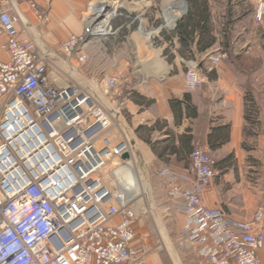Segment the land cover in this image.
Wrapping results in <instances>:
<instances>
[{"label": "built area", "instance_id": "2783aa9c", "mask_svg": "<svg viewBox=\"0 0 264 264\" xmlns=\"http://www.w3.org/2000/svg\"><path fill=\"white\" fill-rule=\"evenodd\" d=\"M25 2L39 23L51 22L45 7ZM263 17L264 2L257 21ZM21 21L13 0H0V37L6 36L9 53L0 60V264H149L151 247L136 243V224L152 206L142 204V196L146 202L152 196L139 192L136 147L123 104L134 78L122 70L106 75L107 103L75 79L89 62L88 42L115 33L111 18L102 19L99 32L85 17L84 31L58 49L34 34L23 37ZM208 58L218 66L227 52ZM183 61L186 87H201L199 63ZM189 159L181 169L164 164L157 171L169 209L184 217L181 240L200 264H263L258 254L264 247V206L246 221L207 205L204 191L216 175L215 152L193 141ZM130 162L136 187L127 176ZM159 231L165 243L163 221Z\"/></svg>", "mask_w": 264, "mask_h": 264}, {"label": "crops", "instance_id": "0c3cea01", "mask_svg": "<svg viewBox=\"0 0 264 264\" xmlns=\"http://www.w3.org/2000/svg\"><path fill=\"white\" fill-rule=\"evenodd\" d=\"M35 1L47 7L48 0ZM181 1L173 0L167 7L170 25L188 12L189 4L185 9ZM260 1L263 0H200L207 21L197 18L189 44L176 26H160L154 30L159 46L152 45L151 32L142 35L145 47H140L141 31L128 19H117L110 40L103 38L105 75L122 70L134 78L133 86L123 95L124 116L135 147L141 149L143 163L148 168L168 164L181 169L190 163L193 141L210 146L215 152L216 175L206 186L204 200L224 210L227 216L246 221L264 206V19L260 23L256 20ZM13 2L21 15L23 37H38L34 30L38 24L43 43L58 49L70 35L82 32L68 25H43L33 20V10L25 0ZM60 2L51 1L49 15L67 13L59 8ZM94 15L95 11L88 15L90 21ZM205 33L214 40L212 46L203 49L198 41ZM5 41L6 36H1V61L9 59ZM130 41L134 42L132 51L125 47V42ZM93 42L91 39L86 46L90 58L98 54ZM221 50L228 56L213 66L208 56ZM183 59L199 63L205 78L201 87H186L187 65ZM158 169L150 173L152 188L161 198L160 204L169 209V195L157 175ZM176 215L179 232L184 217ZM258 255L264 264V247ZM150 262L163 264L153 257Z\"/></svg>", "mask_w": 264, "mask_h": 264}, {"label": "rangeland", "instance_id": "374dc122", "mask_svg": "<svg viewBox=\"0 0 264 264\" xmlns=\"http://www.w3.org/2000/svg\"><path fill=\"white\" fill-rule=\"evenodd\" d=\"M51 1L52 0H48L47 7H45L48 12L52 8V5H50ZM56 1H61L59 4L61 7L59 8L67 10V13L59 12L57 16L52 13L50 15V24L46 23L43 25L50 27L68 25L71 27H78L79 31L83 32L85 26V17L89 18L88 15L93 14L95 11L96 15H94V17L95 19L99 18V20H93L91 23L94 25H96L99 21L106 17L111 18L112 25L117 19H128L129 21L132 20L134 27L141 31V37L138 41L140 47H145L142 41L144 40L142 35L146 36L147 34L153 32L151 33V43L152 45L157 47L159 46L160 40H158V36L154 34V30L160 28V26L162 28L171 29L169 27L170 24L167 16V7L173 0H104L109 5H107V8L102 10L101 16L98 15V18V5L96 6V4L101 0ZM185 1L188 5V1ZM262 2H264V0L260 1L259 5L257 6L256 15ZM33 20L37 21L35 15L33 17ZM37 26L38 24H36L34 30L39 36L40 30ZM103 38H105V40H108L109 38H111V35L103 36L102 34L93 38L94 42L91 45L93 47V50L97 51L98 54L96 56H92L89 59V62L81 68L79 72L80 74L76 75L75 79L82 88L91 93L96 99H98L100 102L107 103V95L102 88L106 79ZM133 45V41L125 42V47L131 51L134 47ZM140 150L141 149L139 148H136L135 150V164L138 167V173H142L144 179L143 191L140 189L139 192L140 194H143L145 192L149 197L150 195L152 196V199L149 198L150 201L146 202L148 198H145L144 195H141V203L147 206V203L152 202V206L147 207L149 208L147 213L141 214L136 224V226H138L136 229V233H138L136 243H146L149 245V247H151V252L149 254L150 259H148L149 262L153 257V259H156V261H159L163 264H200L199 261L194 257L188 246H186V244H184V242L181 240L178 232L179 220L176 213L171 210L164 211V207L166 205L164 206V204H160L161 198L157 196L155 192L154 194H152V189L149 182H151L152 186H154V184L152 182L153 180L150 173L152 171H156L158 167H154L155 169L153 168V166L148 168L146 164L143 163L144 161H142V154ZM146 174L150 176V181L149 176L147 180ZM161 221H163L166 227V232L162 234L163 236H165V239H167L165 243H162L160 241L161 232L159 231V225Z\"/></svg>", "mask_w": 264, "mask_h": 264}, {"label": "trees", "instance_id": "16d2710c", "mask_svg": "<svg viewBox=\"0 0 264 264\" xmlns=\"http://www.w3.org/2000/svg\"><path fill=\"white\" fill-rule=\"evenodd\" d=\"M185 2V9L187 7V3L185 0H182ZM189 4L188 12L183 16L179 21L177 22V25L175 27V30L179 31L181 38L183 41L189 44V41L191 40V32L195 28V26L198 25V17H201V19L204 20V22L207 21V15L205 13V7H200L199 2L200 0H187ZM196 8H199V12L196 11ZM196 13L198 15H196ZM186 25V26H185ZM191 26V30L188 29V27ZM205 29V28H204ZM203 31H207L206 29ZM213 38L208 36L206 33L203 34V37L198 41V44L202 46V48H208L209 46H212Z\"/></svg>", "mask_w": 264, "mask_h": 264}, {"label": "bare ground", "instance_id": "6f19581e", "mask_svg": "<svg viewBox=\"0 0 264 264\" xmlns=\"http://www.w3.org/2000/svg\"><path fill=\"white\" fill-rule=\"evenodd\" d=\"M98 5V6H97ZM107 5H109V4H107L104 0H101L100 2H97V4H96V6H97V18H98V15H100L101 16V12H102V10L103 9H105V8H107ZM101 7V8H100ZM94 20H99V18L98 19H94ZM96 30L97 31H99V32H102V20L101 21H99L98 23H97V28H96ZM131 162H133V161H131ZM130 162V164H129V166H128V168H127V176L129 177V179H131V181H133L134 182V185H135V187H136V185H137V180H138V178H137V176L136 175H134V166L132 165V163ZM129 169V170H128ZM138 175H139V183H140V185L142 186V188H143V185H144V179H143V175H142V173L140 174V173H138ZM140 175H141V177H140ZM145 176V175H144ZM141 180H142V182H141ZM148 180V179H147ZM145 187V186H144ZM150 187H151V185H150ZM142 191H143V189H142ZM152 191V190H151ZM144 194H145V192H144ZM144 198V197H143Z\"/></svg>", "mask_w": 264, "mask_h": 264}, {"label": "water", "instance_id": "95a60500", "mask_svg": "<svg viewBox=\"0 0 264 264\" xmlns=\"http://www.w3.org/2000/svg\"><path fill=\"white\" fill-rule=\"evenodd\" d=\"M125 157H129V154H126Z\"/></svg>", "mask_w": 264, "mask_h": 264}]
</instances>
